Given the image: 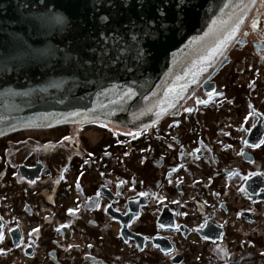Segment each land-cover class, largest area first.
Instances as JSON below:
<instances>
[{"label":"flooded vegetation","instance_id":"af4514ba","mask_svg":"<svg viewBox=\"0 0 264 264\" xmlns=\"http://www.w3.org/2000/svg\"><path fill=\"white\" fill-rule=\"evenodd\" d=\"M260 140L264 0L158 122L3 135L0 264H264Z\"/></svg>","mask_w":264,"mask_h":264},{"label":"water","instance_id":"95a60500","mask_svg":"<svg viewBox=\"0 0 264 264\" xmlns=\"http://www.w3.org/2000/svg\"><path fill=\"white\" fill-rule=\"evenodd\" d=\"M255 3L168 0L164 7L169 30L145 37L140 32L143 21L156 15L160 0H0V138L64 124L101 122L141 129L158 122L225 55L236 37L210 65L199 64L244 6L246 21ZM45 4L66 23H52L36 32L21 22L46 11ZM106 16L111 23L103 19ZM174 18H178L175 24ZM129 21H135V26ZM133 35L144 51L140 61L131 47L136 43ZM21 39L37 55L11 59L20 50V43L12 42ZM201 66L206 71H200ZM129 87L135 95L121 99L122 90ZM74 112L81 115H71Z\"/></svg>","mask_w":264,"mask_h":264},{"label":"snow or ice","instance_id":"6c2138e0","mask_svg":"<svg viewBox=\"0 0 264 264\" xmlns=\"http://www.w3.org/2000/svg\"><path fill=\"white\" fill-rule=\"evenodd\" d=\"M168 0H160V4H158L155 7V13L156 15H154L153 17L144 20L143 24L144 27H142L140 29V32L143 36L145 37H150L153 35L154 32L158 33V34H163L164 31L169 30V25L165 23V21L168 19V13L166 8L164 7L165 3H167ZM252 2H254V0H252ZM140 8L141 10L144 8V3L140 4ZM45 9L46 11L44 12H37L34 14H30L29 16H26L23 18V20L21 21L23 24L28 25L29 27H31L34 31L39 32V30L43 27L49 26L52 23L55 24H59V25H63L66 23L65 18L62 15H59L55 12H53L51 9L47 8V4H45ZM183 9H181L182 11ZM247 16V6H244V9L240 12L239 15L236 16V18L232 21V23L230 25H228V27L224 30V34H223V38L218 40L212 47H210L206 54L204 56H202L200 58L199 64L203 65L205 63H208L210 65L211 61L217 56V55H222L223 51L226 49V47L228 46V44L237 36V33L240 31L241 26L243 25L244 21H245V17ZM103 19H105L106 21H108V23L112 22V19L110 16H106ZM178 18H174L173 19V24L177 23ZM180 23H182V21H179ZM216 21H213V24H216ZM129 24L131 26H135V21H129ZM258 24V21H254L253 22V27L255 28ZM211 31V29H210ZM207 35V34H206ZM113 39H115V37H113ZM123 39V37H122ZM133 42H136L135 44H133L131 47H135L136 48V60L140 61L143 58L144 55V51L141 47H139L138 44V37L136 35H133L131 37ZM13 45H15L16 43H20V50L16 51L11 59L13 60H27L30 58H33L35 55H37L36 50H33L31 48L30 45L27 44L26 41H23L21 39V41H13L12 42ZM128 45H125V48H128ZM0 59H3V57H0ZM126 71L128 69H125ZM200 71H206V68L201 66L200 67ZM173 90L169 89V92L171 93ZM181 91H183V89H181ZM135 95V91L133 88L129 87L127 89L122 90L121 93V99H125L128 98L130 96ZM199 103H207V101H199ZM174 105L169 104L168 107H173ZM185 111L191 112L193 111V109H185ZM71 115L73 116H80L81 113L80 112H74ZM92 118V119H96L97 117H86L85 120ZM104 126V125H102ZM247 131V130H246ZM131 135V133H129ZM65 140H68L69 137H64ZM62 143V142H61ZM245 143H247V141H245ZM261 144H264V140H260V142L258 144H254L252 145L253 147H259ZM50 147H52V145H49ZM91 155V153L89 154ZM251 175H264V173H252ZM250 177H245V180L249 179ZM121 183L123 184L124 181H121ZM97 195L99 196V193H97ZM140 195H146V193H140ZM175 202V201H174ZM73 209H69V212H73ZM206 224H201L200 228L205 227ZM161 228H164L165 225L161 224L160 225ZM168 227H172V225H168ZM177 228H179V226H175ZM34 232H38L39 229H33ZM4 239L3 237V233L0 232V241H2ZM21 243H23V241H21ZM3 250L0 249V252H2Z\"/></svg>","mask_w":264,"mask_h":264},{"label":"rangeland","instance_id":"374dc122","mask_svg":"<svg viewBox=\"0 0 264 264\" xmlns=\"http://www.w3.org/2000/svg\"><path fill=\"white\" fill-rule=\"evenodd\" d=\"M27 131H29V130H27Z\"/></svg>","mask_w":264,"mask_h":264}]
</instances>
